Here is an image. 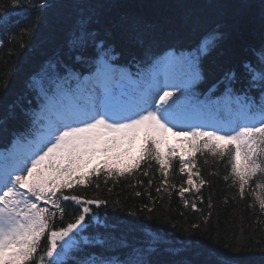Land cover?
I'll return each instance as SVG.
<instances>
[{"label": "trees", "instance_id": "16d2710c", "mask_svg": "<svg viewBox=\"0 0 264 264\" xmlns=\"http://www.w3.org/2000/svg\"><path fill=\"white\" fill-rule=\"evenodd\" d=\"M0 23L4 25L0 32V137L4 141L28 128L32 104L45 97L52 79L67 76L69 68L79 76L93 70L87 57L76 59L79 52L73 41L82 24L112 45L118 64L134 69L147 64L154 53L178 54L214 34L215 45L201 59L203 86L193 92L194 98L204 91L223 94L226 88L247 99L264 91V81L253 82L245 68L247 63L257 64L264 47V0H0ZM71 83L76 85L75 80ZM253 83L260 90H254ZM195 162L193 171L199 169L200 177L193 178L197 183L203 178L205 184L199 193L193 188L183 198L178 190L181 185L188 187L187 173L179 172L178 156L168 177L176 187L168 191H156L163 177L155 161L150 166L142 162L132 175L119 178L106 177L102 169L89 185L66 190L106 202L100 211L96 209L105 222L102 233L93 236L105 243L83 248L132 258L139 250L152 264H217L229 258L230 264H264V213L258 200L264 198V173L249 181L241 197L229 156L221 159L205 150L196 154ZM68 210L63 221L57 215L53 228L74 221V210L70 209L72 215ZM46 247L47 233L39 254Z\"/></svg>", "mask_w": 264, "mask_h": 264}, {"label": "snow or ice", "instance_id": "6c2138e0", "mask_svg": "<svg viewBox=\"0 0 264 264\" xmlns=\"http://www.w3.org/2000/svg\"><path fill=\"white\" fill-rule=\"evenodd\" d=\"M2 22L6 24L7 20ZM215 42V35L209 34L186 51H168L134 76L130 69L116 66L111 44L88 24L81 25L73 41L79 52L76 59L87 57L94 71L81 79L69 68L67 76L51 80L45 97L49 101L69 96L78 99L87 93L89 102L68 107L49 125L32 152L0 167V264H45L46 259L48 264H63L73 249L83 253L78 264H152L139 250H134L136 258L120 259L81 247L104 245L105 241L82 234L91 224V220L85 224L86 217L93 216L91 206L106 202L66 190L89 185L90 178L98 177L102 168L106 177L119 178L132 175L142 162L150 166L155 161L163 177L156 188L159 193L176 187L169 184L168 177L178 156L179 172L187 173L188 187L181 185L178 190L183 198L193 188L199 193L205 184L203 178L198 183L194 180V176L200 177V171L193 169L196 154L206 150L221 159L229 156L233 183L238 182L239 195L244 197L249 181L258 172L264 173V105L253 113L241 97L226 88L222 98L225 107L230 109L233 103L237 106L231 121L205 124L185 110V98L203 78L201 59ZM245 68L252 80L264 81V47L257 64ZM72 80L76 81L74 90ZM168 133L182 139L173 144ZM148 183L151 185L152 180ZM258 200L264 213V198ZM62 201L75 202L80 214L73 222L53 228L57 215L63 221ZM191 206L196 208L195 203ZM46 233L47 247L39 254ZM121 246L127 247L124 242ZM231 259L217 264H230Z\"/></svg>", "mask_w": 264, "mask_h": 264}, {"label": "rangeland", "instance_id": "374dc122", "mask_svg": "<svg viewBox=\"0 0 264 264\" xmlns=\"http://www.w3.org/2000/svg\"><path fill=\"white\" fill-rule=\"evenodd\" d=\"M88 102H89V99L88 98L87 99H84L82 101L83 104H86ZM174 131H179V129H174ZM167 137H168L169 141L172 142L173 144H175L179 139H182V137L173 136L171 133H168L167 134ZM15 156H16V154L11 155V156H8L9 159H10L9 160L10 162L8 161V163H11L13 160H15L17 158L23 157V156H19V157H15ZM4 161H5L4 159L0 160V167H3L4 165L8 164V163H5Z\"/></svg>", "mask_w": 264, "mask_h": 264}, {"label": "bare ground", "instance_id": "6f19581e", "mask_svg": "<svg viewBox=\"0 0 264 264\" xmlns=\"http://www.w3.org/2000/svg\"><path fill=\"white\" fill-rule=\"evenodd\" d=\"M77 31H78V29H77ZM75 32V31H74ZM76 33V32H75ZM150 45V44H149ZM70 47H71V45L70 44H68V50H70ZM159 54H157V53H154V54H152V60L153 59H155L157 56H158ZM149 64V62L147 63V65ZM45 72V70H43L42 72H40V73H38L37 75H36V78L38 77H40L43 73ZM29 89V86H26V88H25V90L27 91ZM48 92V91H47ZM48 95H51V93H48ZM29 118H27L26 120H28ZM139 243V242H138ZM116 256H120L121 255V253L119 252V253H114Z\"/></svg>", "mask_w": 264, "mask_h": 264}]
</instances>
